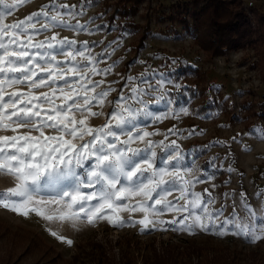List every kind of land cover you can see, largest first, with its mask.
<instances>
[{"label":"snow or ice","instance_id":"1","mask_svg":"<svg viewBox=\"0 0 264 264\" xmlns=\"http://www.w3.org/2000/svg\"><path fill=\"white\" fill-rule=\"evenodd\" d=\"M28 2L0 0V131L13 133L0 135V175L16 181L14 187L0 193V207L24 216L34 212L48 221L86 219L91 225L97 219H107L114 227L138 223L140 234L172 226L173 231L189 235L199 229L221 238L234 235L248 243L264 240V200L257 210L241 191L240 210L244 215L239 214L233 200V211L221 220L226 205L214 208L216 198L207 189V198L194 191L195 184L204 181L200 177L185 178L192 171L184 164L186 154L176 140L167 142L169 134L179 135L175 127L165 133L145 130L147 121L190 114L184 106L167 107L163 112L150 110V103H175L164 88L166 83H172L166 74L146 69L138 76H127L123 79L128 94L121 90L116 100H108L110 93L116 91L111 86L116 81L106 84L103 77L111 74L119 61L104 68L99 65L115 51L113 45L118 47L123 37L131 33L124 32L99 53L93 49L102 41L60 37L55 30L91 35L107 27H89L99 17H89L84 23L78 19L95 6L94 0H81L79 6L49 0L23 19L5 22L14 9ZM46 32L52 35L37 38ZM95 76L101 79L94 80ZM149 77L156 80L155 85ZM174 86L180 88L179 84ZM40 88L49 91L36 94ZM209 103L215 102L210 99ZM106 104L111 105V111L105 123L92 126L91 118L105 115L92 109H103ZM214 115L210 112L201 118ZM45 129L55 134H46ZM193 134L202 135L203 131L189 129L188 136ZM157 135H164V139H151ZM245 135L264 139V126H254ZM232 139L239 142L236 137ZM136 143L143 147H134ZM227 143L212 141L193 153ZM242 150L251 149L244 146ZM214 160L208 162L212 172L201 171L205 179H213L218 170L227 171L229 177L235 171L231 163L227 169L222 164L217 168ZM229 182L230 178L224 183ZM173 192L179 196L169 200ZM223 195L232 198L235 193ZM255 195L264 196V189H258ZM181 200L183 204L179 203ZM122 211H140L143 218L125 221L119 215ZM166 212H176L178 216L170 221L150 219ZM155 224L161 227L155 229ZM50 235L72 244L55 231Z\"/></svg>","mask_w":264,"mask_h":264},{"label":"rangeland","instance_id":"2","mask_svg":"<svg viewBox=\"0 0 264 264\" xmlns=\"http://www.w3.org/2000/svg\"><path fill=\"white\" fill-rule=\"evenodd\" d=\"M104 1L109 4L108 7L103 5ZM115 1L94 0L95 6L88 8L86 14L82 18H78L79 21L84 23L89 17L95 16L99 18L89 25L90 28L96 25L108 26L106 17L110 15ZM184 1L187 0H144L139 5L138 13L132 20L135 23H143L148 19L150 25V33L145 36L143 45H140L141 47L137 45L139 44L138 32L124 36L118 47L113 45L115 51L112 52L110 58L99 65L104 68L113 61H119L112 69L111 74L103 77L106 84L116 81L111 85L116 91L110 93L108 100H116L121 90L128 94L129 90L124 87L125 80L123 79L127 76H138L146 69L148 72L155 70L156 73L166 74L172 83H166L164 88L168 96L174 98L175 103L169 106H165L163 102L159 106L150 103V110L163 112L167 110V107L179 109L184 106L188 108L190 114H180L178 118L169 117L157 122L147 121L145 130L165 133L168 129L175 127L179 135L169 134L167 142L176 140L184 150L186 154L184 164L192 168L191 173L185 178L192 180L200 177L204 181L195 184L194 191L201 192L207 198L208 193L204 191L207 189L216 198L214 208L218 209L221 205H226L223 216L220 217L221 220L233 211V200H235L237 211L243 216L244 213L240 210L241 191L246 193L249 202L257 210L260 209L261 200H264V196L257 198L255 195L258 189H264V139L245 135L249 131L247 129L249 125L251 128L264 126V117L253 114L255 111L264 113L263 46L258 40H255L241 49L208 60L193 43L192 38L181 27L175 25V18L178 15L177 4ZM59 2L79 6L81 0H59ZM47 3L49 0H29L28 3L14 9L12 14L6 17L5 22L11 23L23 19ZM244 5L264 11V0H244ZM72 23H76V20H73ZM173 26L176 31H171ZM113 28L114 26L106 27L91 35L74 34L68 30L57 29L55 31L59 32L60 37L75 38L78 41H102L103 43H98L93 49V52L99 53L105 45L115 41L124 33V31L113 30ZM51 35L52 32H46L37 38L44 39V36ZM58 59H63V57H58ZM139 61H143V63ZM93 79L99 80L101 77L95 76ZM149 79L155 85L156 80L151 77ZM175 84H179L180 88L177 89ZM213 88L218 90H212ZM21 90H26V88ZM47 91L49 89L40 88L36 90V94ZM226 97L227 99H225ZM146 99L148 98L146 97ZM210 99L215 103L210 104ZM205 106H212V109L208 110ZM92 110L105 113V115L89 120L92 126H99L105 123L107 114L111 111V105L106 104L103 109L94 107ZM210 112L215 113L212 118H201ZM193 128L197 133L202 130L203 134H193L189 137L188 130ZM23 131L25 130L22 129L21 132ZM45 133L55 134L51 129H45ZM12 134L10 131H0V135ZM32 134L37 135V133ZM233 137H236L239 142L233 141ZM151 139L163 140L164 135L153 136ZM212 141L228 143L224 146H211L203 151L193 153V150L201 149ZM133 146L143 147V144L136 143ZM244 146H250L251 150H242ZM157 151L159 150L157 149ZM229 152H231V156L228 155ZM188 153L193 154L188 155ZM212 158H215L214 164L217 168L222 164L223 169H227L231 163L235 171L229 177L227 171L218 170L215 171L213 179H205L201 175V171H213L208 167V162ZM229 178L230 182L225 184L224 182ZM15 183L16 181L12 177L0 175V193L14 187ZM213 185L216 187L213 188ZM232 192L235 193L232 198H225L223 195ZM177 196L179 193L173 192L168 199L175 200ZM179 203L183 204V200ZM119 215L125 221L130 218L132 220L143 218V213L140 211L133 213L122 211ZM175 216H178L176 212H166L160 216H151L150 219L170 221ZM0 226L9 230V233L29 232L31 235L37 236L43 243L60 253L64 259H70L77 252V244L89 241V239L99 242L107 240L113 243L122 237L130 239L133 243L137 240L143 245L152 243L155 246L192 239L199 245L204 243L205 245L226 247L229 251L235 250L238 256L239 252L264 256V240L248 243L243 238L234 235L221 238L199 229L194 235H189L184 231H173L172 226H167V230H149L140 234L141 225L138 223L134 226L114 227L108 223L107 219H97L91 225L86 219L76 222L57 219L48 221L37 216L34 212H29L27 216H24L3 207H0ZM153 227L159 229L161 226L155 224ZM51 231L70 239L72 244L61 242L50 235ZM9 237H0V256L5 257L11 248ZM19 253L20 249L13 251V258ZM20 260L24 264H33L34 262L32 257L20 258ZM41 262L36 264H41ZM136 264H140L138 260Z\"/></svg>","mask_w":264,"mask_h":264},{"label":"trees","instance_id":"3","mask_svg":"<svg viewBox=\"0 0 264 264\" xmlns=\"http://www.w3.org/2000/svg\"><path fill=\"white\" fill-rule=\"evenodd\" d=\"M143 1L116 0L110 15L106 17L107 27L114 26L118 31L128 33L138 32L139 47L150 33L148 19L143 23L132 20ZM103 5L109 6L105 1ZM177 9L175 25L192 38L208 60L241 49L255 40L261 43L264 52V11L246 7L244 0H187L178 3ZM171 31H176L174 26ZM205 107L212 109V106ZM253 114L264 117L261 111ZM247 129H251V125ZM0 229V237L10 236L11 242L8 254L0 256V264H24L20 258L28 257L34 258L33 264L39 261H42L41 264H136L137 260L140 264H264V256L259 254L239 252L238 256L235 250L229 251L226 247L202 242L199 245L192 239L155 246L152 243L143 245L137 240L133 243L123 237L113 243L89 239L77 244V252L70 259H64L29 232L17 234L9 233L1 226ZM17 249H20V253L13 258V251Z\"/></svg>","mask_w":264,"mask_h":264}]
</instances>
